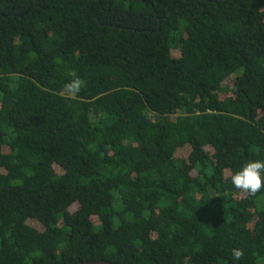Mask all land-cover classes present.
<instances>
[{"label":"trees","instance_id":"16d2710c","mask_svg":"<svg viewBox=\"0 0 264 264\" xmlns=\"http://www.w3.org/2000/svg\"><path fill=\"white\" fill-rule=\"evenodd\" d=\"M256 159L264 0H0V264H264Z\"/></svg>","mask_w":264,"mask_h":264},{"label":"clouds","instance_id":"9594fccd","mask_svg":"<svg viewBox=\"0 0 264 264\" xmlns=\"http://www.w3.org/2000/svg\"><path fill=\"white\" fill-rule=\"evenodd\" d=\"M82 83L79 79H73L65 85L68 93H78ZM231 184L238 190H242L255 196L264 189V160L256 159L246 161L243 167L231 177ZM244 253L240 249L232 250V264H238Z\"/></svg>","mask_w":264,"mask_h":264},{"label":"water","instance_id":"95a60500","mask_svg":"<svg viewBox=\"0 0 264 264\" xmlns=\"http://www.w3.org/2000/svg\"><path fill=\"white\" fill-rule=\"evenodd\" d=\"M76 264H113V263L108 262V261H86V262H80Z\"/></svg>","mask_w":264,"mask_h":264}]
</instances>
